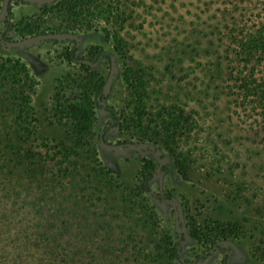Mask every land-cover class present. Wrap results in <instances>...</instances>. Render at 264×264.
Segmentation results:
<instances>
[{
	"label": "trees",
	"instance_id": "1",
	"mask_svg": "<svg viewBox=\"0 0 264 264\" xmlns=\"http://www.w3.org/2000/svg\"><path fill=\"white\" fill-rule=\"evenodd\" d=\"M103 2L59 0L43 10L57 18L58 30L77 32L92 28L84 23L93 16L92 8L99 16L118 12V7L103 8ZM188 23L185 33L181 27L172 30V23L162 27L158 54L165 61L163 67L133 61L124 76L128 99L120 112L99 104L103 82L90 87L92 78L73 81L83 89L74 99L57 95L59 110L72 120V137L70 145L63 142L53 148L44 139L33 145L37 118L32 100L37 81L30 67L20 58L0 56V264L96 261L97 249H90L96 237L73 231L82 220L112 214L106 207L110 191L102 184L108 183L113 166L95 169L81 162L80 151L91 144L94 109L111 116L105 132L115 128L127 135V144L132 140L151 144L167 153L182 180L194 181L200 174L216 182L220 179L214 177H224L222 182H237V200L244 190L254 194L245 202L246 208L255 202V191L264 189V0H204L202 8L194 6ZM6 28L10 29L8 22ZM38 28L26 30L35 34ZM75 51L72 48L67 54L69 61H74ZM99 56L110 54L97 50L91 62ZM147 71L157 75L153 84ZM210 148L215 157L211 158ZM227 154L229 162L224 159ZM151 167L148 161L142 192L151 191L149 182L155 174ZM192 228L193 239L201 242L210 233L218 242L212 247L220 250L219 241L236 232L237 237L245 236L238 219L237 223L213 219L206 226L207 234ZM107 240L100 238L103 243ZM179 246V240L168 238V259L180 261Z\"/></svg>",
	"mask_w": 264,
	"mask_h": 264
},
{
	"label": "rangeland",
	"instance_id": "2",
	"mask_svg": "<svg viewBox=\"0 0 264 264\" xmlns=\"http://www.w3.org/2000/svg\"><path fill=\"white\" fill-rule=\"evenodd\" d=\"M172 1L105 0L103 8L109 7L111 11L110 7H118V12L114 11L109 16H99L96 14L97 8L91 9L93 16L84 23L91 24L93 28L78 31L82 42L79 55L88 56L92 48L97 47L111 53L116 62L112 90L101 105H111L120 112L128 99L124 76L133 61L163 67L165 61L158 54V35L162 27L166 23H172V30L181 27L185 33L190 12L194 6L202 8L204 0H198V3H194V0ZM20 7L25 8L17 1L12 2L13 22L17 30L23 31L29 24L44 20L45 13L37 11L36 7L29 6L24 10H20ZM1 13L0 10V26L3 23ZM49 15L48 23L56 24L57 18ZM9 37L18 39L14 33ZM68 46L70 44L67 42H44L38 46L14 50L0 44V56L23 59L25 54H29L45 67L40 73L31 68L39 82L37 94L32 100L38 120L37 134L32 138L33 145H39L43 139L52 148L63 142L70 145L68 141L72 137V120L66 112L59 110L54 101L55 95L59 94L61 97L63 94L59 89L63 87L67 76L71 79L89 78L90 74L95 73L98 81L107 77L109 64L105 59H100L88 70L66 64L63 56ZM147 76L152 84L157 77L154 71H147ZM94 111L91 144L80 151L84 158L81 162L95 169L109 168V164L113 166V173L106 177L108 183L102 184L108 185L107 188L92 183L97 188L110 191L106 195L109 203L106 207L111 208L109 213L112 214L96 220H82L81 226L73 231L96 237L97 240H94L95 244L90 249H97V264H185L183 261H190L189 264H220L223 253L210 250L209 245L215 238L206 232L207 224L213 219L235 223L238 219L242 222L243 233H246V238L240 241L235 236L225 242L219 241L226 251V264H264V189L255 191L257 199L246 208L245 202L248 203L250 197L254 196L249 189L238 193L237 200V182L233 180L229 184L221 181L224 177H214L220 179L216 182L215 179L205 178L203 174L194 181L182 180L176 174L170 156L165 152V158L159 160L157 154L145 150L140 144L125 147L116 154L107 151L101 147L98 137L111 118L103 109ZM127 139L126 134L119 135L116 129H110L105 135L106 142L110 144ZM209 154L212 155L211 158L215 157L216 151L210 148ZM224 159L230 160L229 154ZM148 161L152 163L150 171H156L150 181L151 194L141 190ZM159 165H166V170L160 171ZM235 167L233 177L237 176V166ZM200 169L203 173L204 164ZM163 195H170L172 201L163 199ZM96 211L100 213L98 209ZM86 223L89 226L86 227ZM192 227L200 228V232L207 234V239L201 242L193 239L190 232ZM180 233L183 234V239L179 247L181 262H178L167 258L166 242L168 238L176 241ZM101 237H108L110 241L103 243L100 241ZM205 253L208 254L204 258L196 263L192 262Z\"/></svg>",
	"mask_w": 264,
	"mask_h": 264
},
{
	"label": "flooded vegetation",
	"instance_id": "3",
	"mask_svg": "<svg viewBox=\"0 0 264 264\" xmlns=\"http://www.w3.org/2000/svg\"><path fill=\"white\" fill-rule=\"evenodd\" d=\"M13 1H17L19 4H21V5H23L25 8L26 7H29V6H33V7H36V9H37V11H41V12H43V13H45L44 14V20L41 22V23H39V22H35V23H31V24H29L28 26H26L25 27V29L23 30V31H21V30H17L16 29V27H15V25H14V22H13V20H14V11H12V2ZM57 1H59V0H56V1H54L53 3H51V4H43V5H41V6H38V5H36V4H33V3H27V2H23V0H9V3H8V7H7V9L9 8V13H10V16H8L7 17V15L5 16V17H3V23L1 24V26H0V44L1 45H3V46H5V47H8L7 46V42H17V41H20V40H22V39H25V38H29V37H35V36H39V35H47V34H55V33H69V34H73V35H76L77 36V38H78V42L77 41H75V40H65V41H57V40H44V41H41V42H39L38 43V45H40L41 43H44V42H51V43H53V44H56V43H65V42H67V43H69L70 44V46H68V48L66 49V51H65V54H64V56H63V61L66 63V64H72V65H77V66H79L80 68H85V70H88L91 66H93V65H95L100 59H105L107 62H108V64H109V71H108V74H107V77H108V75H109V72H110V66H111V58H113V60H114V62H115V59H114V57L112 56V54L111 53H109V52H107V51H105V50H103V49H100V48H97V47H95V48H92V50L89 52L90 54L88 55V56H80L79 55V53H80V51H81V45H82V42H81V40H80V37H79V35H78V31L77 32H70V31H64V30H58V27H59V22H56V24H49L48 23V21H49V18H50V15L49 14H52L51 12L49 13V12H46V11H44L43 10V7L44 6H49V5H52V4H54L55 2H57ZM32 7V8H33ZM2 8V7H1ZM24 8V9H25ZM22 7H20V10H24ZM1 10V9H0ZM53 16H54V14H52ZM58 21V20H57ZM6 22H8L9 24H10V29L9 30H7V28H6ZM33 26H38L39 28H38V30H37V33H35V34H30L29 32H27V30H26V28L27 27H33ZM93 28V27H92ZM91 28V29H92ZM90 29V30H91ZM84 31H87V29H84ZM11 33H14V34H16L17 35V37H18V39H16V40H13V39H11L9 36H10V34ZM37 44H35V45H31V46H38ZM31 46H29V47H23V48H30ZM9 48H11V49H21V48H15V47H9ZM72 48H76V51H75V58H74V61H69L68 59H67V54L69 53V51L72 49ZM97 50H103V51H105V52H107V53H109L110 54V57L109 58H105V57H103V56H99L98 58H97V60L94 62V63H92L91 62V59L94 57V53H95V51H97ZM26 56H29V57H31L32 59L31 60H29V59H27L26 58ZM17 58V57H16ZM23 61H26L27 62V64H28V66L30 67V69L32 68L33 69V71H35V72H38V73H40L41 71H43L44 69H45V67L44 66H42V65H40L39 64V61H38V59H34V57H32L31 55H29V54H25L24 55V58L22 59ZM115 67H116V62H115ZM95 77V78H94ZM107 77H106V79L105 80H101V79H99V81L96 79V74L94 73V74H90L89 75V78H93L94 79V81H92L91 82V86L90 87H95V86H97L98 84H100L101 82H103V85H102V90H101V94H102V96H101V98H99V104L101 105V103H102V101L104 100V98L106 97V96H108L109 95V93L111 92V90H112V86H113V82H114V79H115V75H114V79H113V82H112V85H111V89H110V91H109V93L108 94H106V95H104L103 94V87H104V85H105V82H106V80H107ZM33 78L37 81V90H38V86H39V82H38V80L34 77V75H33ZM89 78H69V76H67V78L65 79V81H64V85H63V87H61L60 89H59V91H61V92H63V94L61 95V97H63V95L65 96V95H67V97L68 98H70V99H74L73 98V96L74 97H78L82 92H83V89L82 88H80V87H78V86H74V82L73 81H75V82H77L78 83V81L79 80H82V79H89ZM90 90H92V88L90 89ZM36 94H37V92H36ZM35 94V95H36ZM34 95V96H35ZM57 95H55V97H56ZM58 96H59V94H58ZM55 97H54V101L55 102H57L56 101V99H55ZM34 98V97H33ZM102 107H104V106H106V105H101ZM106 112V111H105ZM108 113V112H107ZM109 114V113H108ZM110 115V114H109ZM36 117V116H35ZM110 118H111V116H110ZM37 122H38V120H37ZM111 123V119H110V122L104 127V129L99 133V137H98V141H99V143H100V138H102L104 141H105V143H107L106 142V140H105V135H106V133L110 130V129H115V128H108V130L105 132V129L109 126V124ZM117 130V129H116ZM118 131V130H117ZM119 133V132H118ZM120 135V134H119ZM125 141H129L128 139L127 140H124V141H122L121 143H117V144H110V143H107V144H109V145H120V144H125V145H137V144H140V145H142V146H144V149L145 150H149V151H151V152H153V153H155V154H157V158L159 159V160H163L164 158H165V153L162 151V150H160V149H158L157 147H155V146H153V145H151V144H143V143H140V142H137V141H133L132 140V144H127V143H125ZM128 147V146H127ZM125 148V147H124ZM111 152V151H110ZM114 153V152H113ZM164 154V157L161 159V158H159L158 156H159V154ZM116 154V153H115ZM162 165H159V170L160 171H165V170H161L160 169V167H161ZM166 166V165H165ZM155 172V174H154V176L156 175V171H154ZM153 176V177H154ZM143 178V177H142ZM152 180V179H151ZM150 180V181H151ZM149 186H150V182H149ZM151 189V188H150ZM146 193V192H145ZM152 192L150 191V193H147V194H151ZM166 196H170V195H163V199H165V200H167V198H166ZM171 197V196H170ZM171 199H172V197H171ZM169 201H172V200H169ZM223 222H231V221H223ZM235 223V222H234ZM237 233V232H236ZM245 235H246V233H244ZM235 237H237V235L235 234L234 235ZM234 236H232V237H230V238H234ZM180 237H182V239H183V234L182 233H180V234H178L177 235V238H176V241H178L179 240V243H180V241L182 240V239H180ZM229 238V239H230ZM244 238H246L245 236L244 237H241V236H238L237 237V241H240L241 239H244ZM228 240V239H227ZM227 240H225V241H227ZM214 241L215 240H213V241H211V243H210V245H209V248H210V250H217V251H220L221 253H223V258L221 259V262H220V264H222V261L225 259V263L224 264H226V260H227V255H226V251H225V249L223 248V247H221L222 248V250H220V249H216V248H213L212 247V244L214 243ZM224 241V242H225ZM216 242V241H215ZM217 243V242H216ZM220 245V244H219ZM180 247V246H179ZM179 252H180V249H179ZM206 254H208V253H205V254H203L202 256H198V257H196V259L194 260V261H192L193 263H196L198 260H200V259H202V258H204L205 256H206ZM179 255H180V253H179ZM179 262H181V258H180V261ZM184 262V261H183ZM187 262H190V261H187ZM191 263V262H190ZM185 264H189V263H185Z\"/></svg>",
	"mask_w": 264,
	"mask_h": 264
},
{
	"label": "water",
	"instance_id": "4",
	"mask_svg": "<svg viewBox=\"0 0 264 264\" xmlns=\"http://www.w3.org/2000/svg\"><path fill=\"white\" fill-rule=\"evenodd\" d=\"M54 1H56V0H23V2L33 3V4H36L38 6H41L43 4H51ZM8 3H9V0H4V2L2 4V8H1V12H2L1 17H5L7 15ZM44 40H57V41L75 40L77 42L79 41L76 35L69 34V33H55V34H47V35H39V36H35V37H29V38H25V39H22V40L17 41V42H7L6 44L8 47L23 48V47H29L31 45L38 44L39 42L44 41ZM26 58L29 60L32 59L29 56H26ZM110 63H111L110 72H109V75H108L107 80L105 82V85L103 87V94L104 95L109 93L113 79H114V75L116 73V67H115V62H114L113 58H111ZM100 145L105 150L111 151L114 153H118L124 147L134 146V145H125V144L109 145V144L105 143V141L102 138H100Z\"/></svg>",
	"mask_w": 264,
	"mask_h": 264
}]
</instances>
